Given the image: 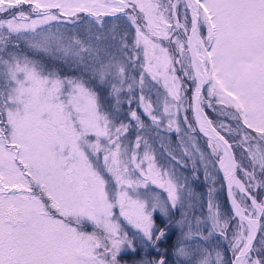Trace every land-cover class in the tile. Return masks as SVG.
I'll return each instance as SVG.
<instances>
[{"label": "snow or ice", "instance_id": "6c2138e0", "mask_svg": "<svg viewBox=\"0 0 264 264\" xmlns=\"http://www.w3.org/2000/svg\"><path fill=\"white\" fill-rule=\"evenodd\" d=\"M0 264H264V0H0Z\"/></svg>", "mask_w": 264, "mask_h": 264}]
</instances>
